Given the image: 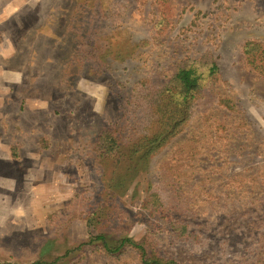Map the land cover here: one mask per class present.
Returning a JSON list of instances; mask_svg holds the SVG:
<instances>
[{
  "label": "rangeland",
  "instance_id": "374dc122",
  "mask_svg": "<svg viewBox=\"0 0 264 264\" xmlns=\"http://www.w3.org/2000/svg\"><path fill=\"white\" fill-rule=\"evenodd\" d=\"M251 40L264 44V0H0V264H140L88 241L148 233L180 264H259L264 77L244 61ZM203 58L218 81L181 133L130 173L101 160L103 129L129 143L148 119L135 90ZM161 172L177 175L181 211L151 216ZM101 208L113 214L89 228ZM178 221L194 241H175Z\"/></svg>",
  "mask_w": 264,
  "mask_h": 264
},
{
  "label": "trees",
  "instance_id": "16d2710c",
  "mask_svg": "<svg viewBox=\"0 0 264 264\" xmlns=\"http://www.w3.org/2000/svg\"><path fill=\"white\" fill-rule=\"evenodd\" d=\"M88 4V3H87ZM242 55L246 65L256 74L264 77V44L251 40L242 46ZM218 67L212 59H198L177 65L172 74L164 79L160 84L144 82L141 84L137 93V102L146 111L148 119L142 124L138 137L126 143L123 137L111 128L101 131L98 139V152L101 160L110 158L114 163V168L127 166L132 157L138 156L141 160H149L163 149L172 139L177 137L183 128L191 121L194 110L203 104L218 81ZM228 110H233L230 100L222 99L219 101ZM126 159V160H125ZM122 165V164H121ZM127 173L131 172L130 167H126ZM167 170L165 169L164 172ZM161 172L158 179H164L156 187L150 189L143 201V209L150 212L151 216L160 215L161 212L172 210L181 211L177 204H172L178 200L181 187L175 178L164 175ZM112 180L111 185L115 184ZM108 190V189H107ZM165 192L167 197L162 195ZM185 210H182L184 212ZM102 219H89V228L100 224L104 217L109 220L113 214L111 208L99 211ZM189 223L178 221L171 224V234L175 241L188 242L194 241L197 236L189 229ZM153 233L147 236L146 241L137 242L129 237H123L110 245L102 235L90 236L88 243L99 242L100 249L109 257H116L127 249L138 253L140 264H180L173 257L163 256L156 251L157 244L150 239L154 238ZM264 240V232L261 235ZM152 243V245H151ZM260 253L259 264H264V246ZM40 264V263H36Z\"/></svg>",
  "mask_w": 264,
  "mask_h": 264
}]
</instances>
